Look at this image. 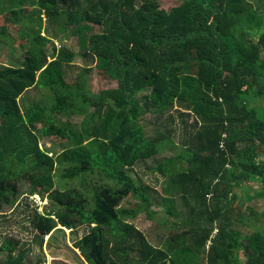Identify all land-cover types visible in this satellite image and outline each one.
Here are the masks:
<instances>
[{
    "label": "trees",
    "instance_id": "obj_1",
    "mask_svg": "<svg viewBox=\"0 0 264 264\" xmlns=\"http://www.w3.org/2000/svg\"><path fill=\"white\" fill-rule=\"evenodd\" d=\"M178 1L0 0V58L25 50L0 67V211L26 193L40 245L87 226L71 247L88 264H264V227L232 226L239 188L257 181L264 199V0ZM67 33L78 54L59 47ZM94 70L117 86L94 96ZM155 155L158 202L179 217L162 247L133 223L153 219L133 174ZM24 245L6 237L0 261L32 264Z\"/></svg>",
    "mask_w": 264,
    "mask_h": 264
},
{
    "label": "rangeland",
    "instance_id": "obj_2",
    "mask_svg": "<svg viewBox=\"0 0 264 264\" xmlns=\"http://www.w3.org/2000/svg\"><path fill=\"white\" fill-rule=\"evenodd\" d=\"M179 4L180 1L174 2V0H163L162 8L165 10H170L174 8L175 5ZM28 7L34 10L33 6L28 5ZM5 26L6 24L4 22V19L3 17H1L0 30L1 27ZM12 34L16 36V33L14 31L12 32ZM66 37L68 38L67 40L58 41L60 45L59 47H61L62 45V48L65 47L74 50L78 54L80 52V46L76 43V37H72L70 33H67ZM9 52L13 59L9 60L0 58V67H4V65L17 64V61H15L16 58L19 57V55L23 56L25 50L20 47L19 42H16L15 45L11 44L9 46ZM73 62L75 64L73 68H71V72L75 73V71L80 68L78 64H82L83 60L78 55H76L73 59ZM90 85L93 95L96 96L103 89L116 87L117 81L108 79L107 77H104V75L100 71L94 70L91 74ZM34 94L35 91L33 90L31 95ZM37 95L38 94H36V97ZM261 103H264V100H261ZM59 142L60 139L55 137H44L41 140L43 146L47 144L46 146L48 148H51L54 152L60 151L61 147ZM166 156H169V152H166L164 155H162V157ZM155 162L156 155L153 156L151 160H148V165L152 166L151 171H146V165L143 163L141 167L135 168V173L133 174L136 179L142 180V182L147 183L153 189V191L151 192L154 211L153 219H147L146 216L142 214L141 216H138L137 220H135L133 223L138 229L146 234L147 238L154 246L162 247L163 243L169 239L171 240L172 235L177 232V229L173 227L172 222L179 221V217L171 218L170 220V218H168V214L165 211L167 209L166 204H162L164 206L163 207L160 202H158V197H161L159 192L162 193V188L161 185H156V175L159 174L156 173V170H154L156 164ZM20 187L23 192H28L29 182H21ZM156 190L159 192H157ZM32 196L33 198L37 199V197H34V195ZM32 196L28 198L32 199ZM26 197V193L20 196L17 201V203L20 204L16 207V210L13 211L14 207H7L0 211V243L6 237L19 239L25 244V247H31L32 254L30 255V258L32 260V264H39V259L43 260L42 264H88L84 260V257L81 255V251L78 248H75V251L71 246L74 245V240L87 233L89 231V228L87 226H82L76 230L74 235L69 231H65V234H62V232H56L54 239L48 240V236H46L43 245H40L39 242H36L34 240L35 231L31 227L29 221L26 220L30 209L33 207L31 203L29 205H26ZM128 200L129 202L124 201V206H128L137 202L136 199L131 197L128 198ZM33 202L37 205V202ZM45 202L46 203H44V205H46L47 207L49 206L55 208V206L52 205L49 200L46 199ZM177 203L179 208H181V203L179 201H177ZM44 205H42V209ZM181 229L182 228H179L178 230L180 231ZM0 264H3V262L0 261Z\"/></svg>",
    "mask_w": 264,
    "mask_h": 264
},
{
    "label": "crops",
    "instance_id": "obj_3",
    "mask_svg": "<svg viewBox=\"0 0 264 264\" xmlns=\"http://www.w3.org/2000/svg\"><path fill=\"white\" fill-rule=\"evenodd\" d=\"M258 183L250 181L247 185L239 188L238 195L234 200L233 210L238 213V218L232 226L246 236L254 233L256 227H264V199L256 197L260 190ZM240 257H243L242 250H240Z\"/></svg>",
    "mask_w": 264,
    "mask_h": 264
},
{
    "label": "built area",
    "instance_id": "obj_4",
    "mask_svg": "<svg viewBox=\"0 0 264 264\" xmlns=\"http://www.w3.org/2000/svg\"><path fill=\"white\" fill-rule=\"evenodd\" d=\"M34 197H37V199H36V198H33V196H32V199H34L35 202H37V204L39 206V210L41 211L42 210V205H44V203H46L45 202L46 199L45 200H42V199H40V197L38 195H34ZM67 231H70V230H67Z\"/></svg>",
    "mask_w": 264,
    "mask_h": 264
}]
</instances>
